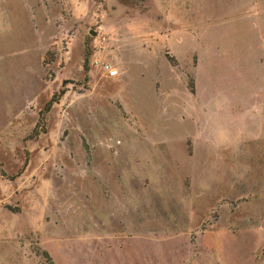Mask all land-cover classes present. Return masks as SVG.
I'll return each mask as SVG.
<instances>
[{
    "label": "rangeland",
    "instance_id": "374dc122",
    "mask_svg": "<svg viewBox=\"0 0 264 264\" xmlns=\"http://www.w3.org/2000/svg\"><path fill=\"white\" fill-rule=\"evenodd\" d=\"M0 264H264V0H0Z\"/></svg>",
    "mask_w": 264,
    "mask_h": 264
},
{
    "label": "built area",
    "instance_id": "2783aa9c",
    "mask_svg": "<svg viewBox=\"0 0 264 264\" xmlns=\"http://www.w3.org/2000/svg\"><path fill=\"white\" fill-rule=\"evenodd\" d=\"M104 69H105V72H107L109 76H113L116 73V70L111 69L108 65H105Z\"/></svg>",
    "mask_w": 264,
    "mask_h": 264
},
{
    "label": "trees",
    "instance_id": "16d2710c",
    "mask_svg": "<svg viewBox=\"0 0 264 264\" xmlns=\"http://www.w3.org/2000/svg\"><path fill=\"white\" fill-rule=\"evenodd\" d=\"M52 102H53V100L51 99V100H50V103H52Z\"/></svg>",
    "mask_w": 264,
    "mask_h": 264
}]
</instances>
